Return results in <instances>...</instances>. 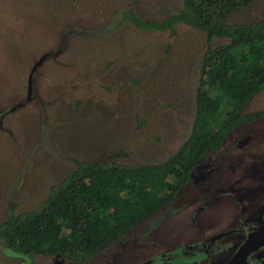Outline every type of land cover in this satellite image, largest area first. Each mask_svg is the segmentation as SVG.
Segmentation results:
<instances>
[{
    "label": "rangeland",
    "instance_id": "rangeland-1",
    "mask_svg": "<svg viewBox=\"0 0 264 264\" xmlns=\"http://www.w3.org/2000/svg\"><path fill=\"white\" fill-rule=\"evenodd\" d=\"M132 7L144 20L163 21L182 0H0L1 219L12 205L17 214L35 209L77 162L124 153L126 165L160 164L188 138L207 36L185 25L141 31L122 21ZM258 21L264 0L227 24ZM262 110L264 90L246 113ZM263 208L264 120L235 131L173 202L87 264H211L218 248L209 240L225 242ZM199 242L207 252L198 261L181 257ZM0 264L77 263L1 247Z\"/></svg>",
    "mask_w": 264,
    "mask_h": 264
},
{
    "label": "trees",
    "instance_id": "trees-1",
    "mask_svg": "<svg viewBox=\"0 0 264 264\" xmlns=\"http://www.w3.org/2000/svg\"><path fill=\"white\" fill-rule=\"evenodd\" d=\"M256 0H182L163 21L142 19L132 7L122 16L141 31L174 32L178 25L200 30L209 47L200 65L196 116L188 138L169 160L131 166L124 153L104 161L77 162L33 210L11 206L0 218V248L35 258L54 256L87 264L143 221L173 202L196 169L238 129L264 120V110L246 113L264 90V21L227 24L229 15ZM225 41L217 47L210 44Z\"/></svg>",
    "mask_w": 264,
    "mask_h": 264
},
{
    "label": "flooded vegetation",
    "instance_id": "flooded-vegetation-1",
    "mask_svg": "<svg viewBox=\"0 0 264 264\" xmlns=\"http://www.w3.org/2000/svg\"><path fill=\"white\" fill-rule=\"evenodd\" d=\"M29 100H30V95H29ZM247 211H248V208H247ZM242 212L243 211L239 209V215L237 217L240 219V221L236 220V223L241 222L243 218V217L241 218ZM249 214H252V213H249ZM263 226H264V208L262 209L261 212L258 213L257 216L254 215L253 217H250V222L248 223L247 227L243 228L242 230L236 229L235 231L226 235L224 237L225 242H222L218 238L213 239V241L209 240L208 246L210 247V250H211V247L213 246L218 248L217 260H215V262L214 261L211 262V264H228L230 260L234 257V255L237 253V251L240 249V247L245 243L249 235L259 231ZM231 236H232L231 240L228 241ZM201 244L202 242H199L198 247H197V244H195L194 248L196 249H194L195 251L193 252L188 251V250H187L188 252L185 254L182 252L183 255H181V257L190 259L192 262L193 260L198 261L199 257L197 258V260H195V257H197L198 254L200 255L202 252H207V250L205 251L204 250L205 248H203L204 245L203 244L201 245ZM177 257H179V254H177ZM247 264H264V246L261 247L258 251H255L251 255H249L247 259Z\"/></svg>",
    "mask_w": 264,
    "mask_h": 264
},
{
    "label": "water",
    "instance_id": "water-1",
    "mask_svg": "<svg viewBox=\"0 0 264 264\" xmlns=\"http://www.w3.org/2000/svg\"><path fill=\"white\" fill-rule=\"evenodd\" d=\"M36 67L34 69H36ZM32 75L30 76V79L32 78ZM31 88L32 85H30V91ZM263 246L264 226L259 231L249 235L245 243L240 247V249L237 251V253L234 255V257L230 260L228 264H247V259L249 255H251L255 251H258Z\"/></svg>",
    "mask_w": 264,
    "mask_h": 264
}]
</instances>
